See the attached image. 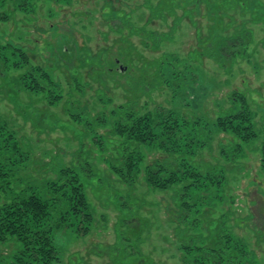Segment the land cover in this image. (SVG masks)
<instances>
[{"label":"rangeland","instance_id":"1","mask_svg":"<svg viewBox=\"0 0 264 264\" xmlns=\"http://www.w3.org/2000/svg\"><path fill=\"white\" fill-rule=\"evenodd\" d=\"M216 35L237 41L227 48L232 65L220 67L201 53ZM241 48L247 49L234 54ZM30 70L45 72L55 102L36 88ZM103 95L112 103L104 105ZM234 95L245 96L251 111L256 137L249 142L213 127L218 116L238 109ZM121 104L143 112L165 108L200 119L205 126L199 128L210 130L212 139L194 158L181 154L203 174L224 175L219 186L202 189L199 201L191 199L198 206L188 221L194 227L176 223L175 191H155L143 171L132 186L124 185L103 158L111 152L110 120L102 127L94 118ZM69 109L79 123L69 119ZM0 122L21 141L20 149L6 154H21L12 172L24 185L45 184L54 167L79 168L94 219L85 236L54 229L56 264H198L196 250L186 248L190 238L203 247L220 222L245 245L243 264H264V0H4ZM101 139L105 155L96 143ZM141 148L147 161L165 158ZM21 249L9 237L0 242V258L10 261Z\"/></svg>","mask_w":264,"mask_h":264},{"label":"trees","instance_id":"2","mask_svg":"<svg viewBox=\"0 0 264 264\" xmlns=\"http://www.w3.org/2000/svg\"><path fill=\"white\" fill-rule=\"evenodd\" d=\"M2 1L4 0H0ZM200 1L207 3V0ZM195 9H200V6L195 5ZM234 41L237 42L235 39L228 40L216 35L207 39L201 53L220 67L232 65L233 52L231 53L230 49H234ZM248 42L249 40L245 42L246 46ZM246 49L241 48L239 52L234 51V54L242 53ZM223 51L226 52L225 57ZM44 73L30 70L27 75L37 82L36 88L40 87L49 96L50 103H53L54 92L53 96L51 94L54 86L48 82ZM25 78L26 74L19 78V87L25 88L23 86ZM37 78H40L39 82ZM46 85L49 89H46ZM101 98L104 105L112 103V100L105 98L104 95ZM232 100L238 105V109L218 116L213 122V127L218 132L234 136L240 142H249L256 137V132L253 129L248 102L243 95H234ZM135 108V105L128 107L127 104H121L112 107L109 112L104 111L106 108L100 110L94 121L104 127L109 116L107 143L111 152L105 155L108 147L104 139L96 141L99 150L105 155L103 158L110 161L112 173L122 184L132 186L142 176L143 171L145 183L155 191H175L176 223L190 229L193 226L192 222H188L191 213L198 212V206L195 202L192 203L191 199L198 196L199 201L204 193L202 189L219 186L224 181V175L214 171L203 174L183 156L186 154L194 158L196 150L205 148L210 142L212 134L210 130L204 132L199 128L205 126L200 119L188 120L161 107L148 112ZM68 112V117L73 122L81 121L78 113H71L70 109ZM8 127L5 122H0V242L13 237L22 245V249L10 261L0 258V264H56L60 257L53 243L54 229L64 226L72 229L77 235L85 236L89 233L94 219L85 195L83 180L78 172L79 168L54 167L51 171L54 178H48L45 184L41 183L39 187L27 183L24 185L18 174L12 172V169L21 163V154L13 159L6 154L11 149L17 151L21 145V141L16 140L15 133ZM195 137L199 140H195ZM141 147L155 149L165 158L157 157L147 161ZM79 149L81 150L76 156L81 160V153L85 151L82 150L83 146ZM221 151L225 152L224 147ZM177 156L181 157L180 161L173 159ZM261 167L264 169V154ZM205 198L207 199L202 197ZM129 226L133 229L138 227L131 222ZM222 226L223 222H220L217 226L218 234L211 241L208 238L204 239L203 247L196 245L198 241L196 236L190 238L186 248L196 250L198 254L195 258L196 263L243 264L245 254L249 256L245 245L232 238L230 234L227 235L226 230L221 229Z\"/></svg>","mask_w":264,"mask_h":264},{"label":"water","instance_id":"3","mask_svg":"<svg viewBox=\"0 0 264 264\" xmlns=\"http://www.w3.org/2000/svg\"><path fill=\"white\" fill-rule=\"evenodd\" d=\"M121 69V71L123 70L122 68H120Z\"/></svg>","mask_w":264,"mask_h":264}]
</instances>
